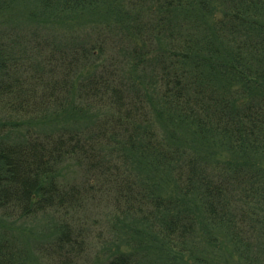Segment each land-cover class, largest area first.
Returning <instances> with one entry per match:
<instances>
[{
	"label": "trees",
	"instance_id": "1",
	"mask_svg": "<svg viewBox=\"0 0 264 264\" xmlns=\"http://www.w3.org/2000/svg\"><path fill=\"white\" fill-rule=\"evenodd\" d=\"M38 3L43 24H0V215L52 219L47 264H157L134 239L185 252L207 221L261 219L264 165L248 153L264 154V0ZM101 195L136 230L131 249L88 252L107 239L81 221ZM0 264H31L1 227Z\"/></svg>",
	"mask_w": 264,
	"mask_h": 264
},
{
	"label": "rangeland",
	"instance_id": "2",
	"mask_svg": "<svg viewBox=\"0 0 264 264\" xmlns=\"http://www.w3.org/2000/svg\"><path fill=\"white\" fill-rule=\"evenodd\" d=\"M41 11L38 0H15L12 5L4 6L3 13H0V24L3 28L13 26L16 28L15 32L18 31L23 35V30L26 27H37V24H43L35 14ZM41 118L42 116L36 118L31 124L40 129L46 126L49 128L54 124L49 119L44 122ZM220 153L223 154L220 156L228 158L232 156L229 151ZM248 154L250 160L255 159L264 165L263 153ZM61 174L74 181L79 176L78 166L73 163L66 164L62 168ZM112 203V200L101 195L98 201L95 200L91 203L86 213L84 211L81 213V221H85L89 226L87 232L96 233L98 230H104V234L107 236V239L103 237L99 240L93 235V246L88 251L93 256L96 251L102 249L108 251V246L114 247L120 244L122 249H131L134 245L133 240H130L136 230L132 231L128 227L129 222H124L125 218L122 220L117 218V212L114 211ZM250 205L252 204L250 203ZM246 206L249 207L248 204ZM231 208L236 213V208L234 206ZM263 214L258 215L261 217V221V219L252 218L253 216L250 214H247L246 219H243L237 212L234 216V222L230 226L214 225L207 221L203 226L197 228L193 238L186 244L185 252H181L178 247L175 248L169 244L162 235L156 238L144 236L134 240L146 245L140 250L145 252L143 258L155 263L158 262L157 264H264ZM50 221L52 219L41 214L30 218H6L0 215V227L5 228L16 243L25 249L31 259V264H47L45 257L39 252L38 246L45 239H49L52 234ZM110 225L116 227L118 234L112 239H108L107 233L110 232ZM137 226L140 229L144 228L141 224H137ZM163 240L171 245V248L163 246ZM168 252H173V254ZM180 255H183L182 259L178 258ZM197 257L201 259L198 260Z\"/></svg>",
	"mask_w": 264,
	"mask_h": 264
}]
</instances>
